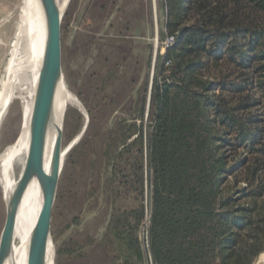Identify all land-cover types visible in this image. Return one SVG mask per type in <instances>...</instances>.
I'll return each mask as SVG.
<instances>
[{"label": "trees", "instance_id": "trees-1", "mask_svg": "<svg viewBox=\"0 0 264 264\" xmlns=\"http://www.w3.org/2000/svg\"><path fill=\"white\" fill-rule=\"evenodd\" d=\"M159 6L174 43L151 90L148 246L139 132L115 157L113 264H252L264 253V0Z\"/></svg>", "mask_w": 264, "mask_h": 264}, {"label": "rangeland", "instance_id": "rangeland-1", "mask_svg": "<svg viewBox=\"0 0 264 264\" xmlns=\"http://www.w3.org/2000/svg\"><path fill=\"white\" fill-rule=\"evenodd\" d=\"M159 3L155 0L154 10L152 0H70L65 8L61 69L66 88L77 97L81 108L66 109L61 147L81 132L85 115L87 127L68 152L58 177L50 221L54 264H113L116 252L106 228L118 198L115 157L140 136L139 132L144 164L141 199L146 214L138 236L147 248L151 192L146 137L151 115L146 116L145 106L142 115L141 107L147 96L156 29L159 58L154 73L165 53L160 47L165 18ZM20 6L21 0H0V77L15 42ZM23 39L17 51L21 59L26 52ZM18 81L13 88L14 99L0 124V152L18 136L23 107L32 92L30 72L26 71ZM1 192L0 184V235L6 216ZM143 251L148 260L146 249ZM259 255L252 264L264 263Z\"/></svg>", "mask_w": 264, "mask_h": 264}, {"label": "bare ground", "instance_id": "bare-ground-1", "mask_svg": "<svg viewBox=\"0 0 264 264\" xmlns=\"http://www.w3.org/2000/svg\"><path fill=\"white\" fill-rule=\"evenodd\" d=\"M57 1L61 12L64 13L70 0ZM18 19L16 38L12 45L13 48L11 55L0 77V124L7 107L14 99L13 88L19 83L18 80L20 76L25 74L26 71L31 74L32 92L27 104L23 107L21 119L22 125L18 136L11 144L5 146L0 152V184L2 198L5 202L6 208L8 207L11 198L15 197V192L20 186L28 156L30 116L35 87L42 64L46 35L45 14L41 0H21ZM23 37H25V39H23V44H25L24 47L26 48V52L21 59V56L19 57V52L17 51L18 47L21 45L20 42ZM68 106H74L78 109L81 108L79 100L66 88L62 79L57 84L55 90L51 120L45 135L43 146L41 166L45 174H48L50 171L57 130L59 128L62 129L63 117ZM85 127H87L86 115L83 127H81V132L65 147H61L60 171L64 165L63 162L66 159L68 152L78 140H80V136L83 131H85ZM16 202L10 244L1 264H27L30 240L42 206V192L38 178L35 174L29 175L26 179ZM261 257L264 258V254H261L260 258ZM45 264H54V245L52 239L47 245Z\"/></svg>", "mask_w": 264, "mask_h": 264}, {"label": "water", "instance_id": "water-1", "mask_svg": "<svg viewBox=\"0 0 264 264\" xmlns=\"http://www.w3.org/2000/svg\"><path fill=\"white\" fill-rule=\"evenodd\" d=\"M152 2L155 10V0H152ZM41 3L45 14L46 35L42 64L38 74V81L35 87L30 116L28 156L20 186L15 192V197L11 198L8 207L6 208L5 221L0 235V264L3 261L10 244L16 201L23 189L26 179L31 174H35L38 178L42 192V206L30 240L27 264H45L47 245L51 240V211L60 174L61 128L57 130L50 171L48 174L43 172L41 165L45 135L51 120L55 90L57 84L63 79L61 69V21L63 13L58 6L57 0H41ZM158 35L156 29L153 63L145 102L146 116L149 114L150 110L151 90L157 58ZM146 243L148 246L147 238Z\"/></svg>", "mask_w": 264, "mask_h": 264}, {"label": "built area", "instance_id": "built-area-1", "mask_svg": "<svg viewBox=\"0 0 264 264\" xmlns=\"http://www.w3.org/2000/svg\"><path fill=\"white\" fill-rule=\"evenodd\" d=\"M174 43V38L172 36H165L160 41L161 51H165L168 47L172 46ZM169 61L165 63L168 66Z\"/></svg>", "mask_w": 264, "mask_h": 264}]
</instances>
